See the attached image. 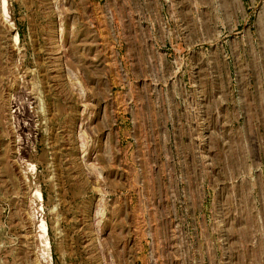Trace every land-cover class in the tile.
I'll return each instance as SVG.
<instances>
[{
  "label": "rangeland",
  "instance_id": "rangeland-1",
  "mask_svg": "<svg viewBox=\"0 0 264 264\" xmlns=\"http://www.w3.org/2000/svg\"><path fill=\"white\" fill-rule=\"evenodd\" d=\"M4 2L0 264H264V0Z\"/></svg>",
  "mask_w": 264,
  "mask_h": 264
},
{
  "label": "bare ground",
  "instance_id": "bare-ground-1",
  "mask_svg": "<svg viewBox=\"0 0 264 264\" xmlns=\"http://www.w3.org/2000/svg\"><path fill=\"white\" fill-rule=\"evenodd\" d=\"M3 3L5 4L4 0H3ZM5 6V5H4ZM5 8V7H4ZM15 42L17 43L18 42V37L15 38ZM39 197H40V193H39ZM44 224V223H43ZM42 224V229L43 230H46V226Z\"/></svg>",
  "mask_w": 264,
  "mask_h": 264
}]
</instances>
